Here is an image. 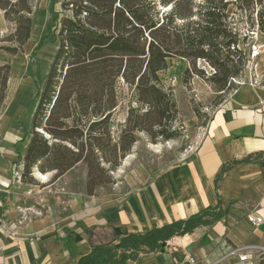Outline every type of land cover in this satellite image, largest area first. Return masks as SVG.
<instances>
[{"label": "trees", "instance_id": "obj_1", "mask_svg": "<svg viewBox=\"0 0 264 264\" xmlns=\"http://www.w3.org/2000/svg\"><path fill=\"white\" fill-rule=\"evenodd\" d=\"M60 6V12L52 10V25L35 47L39 49L49 34L57 42L38 88L20 181L38 184L35 170L54 171L59 177L82 162L89 195L102 182L104 163L112 170L128 152L136 140L133 130L148 131L150 120L160 136L171 137L164 134L163 119L173 118L175 104L158 76L170 58L205 59L216 69L212 81L223 90L246 64L239 42L249 37L248 30L264 33V0H60ZM0 11L12 26V31L0 33V50L9 56L23 52L33 27L31 0H0ZM10 69L8 62H0V112ZM121 81L147 109L135 114L131 127V108L128 129L114 141L110 126ZM223 214L204 209L144 232L119 228L115 239L95 244L77 264H125L142 253L163 251L172 237L213 224ZM255 264H264V251Z\"/></svg>", "mask_w": 264, "mask_h": 264}, {"label": "crops", "instance_id": "obj_2", "mask_svg": "<svg viewBox=\"0 0 264 264\" xmlns=\"http://www.w3.org/2000/svg\"><path fill=\"white\" fill-rule=\"evenodd\" d=\"M4 58L0 50V61ZM8 90L0 112V264H77L95 244L115 239V228L144 232L204 209L224 214L172 237L165 250L125 264H242L244 253L253 264L255 253L264 251V221L253 226L246 220L254 210L264 218V85L238 86L210 115L187 157L127 194H74L62 208L52 202L41 213L21 217L12 195L36 185L11 183L12 171L22 168L36 103L26 111L24 96L9 102Z\"/></svg>", "mask_w": 264, "mask_h": 264}, {"label": "rangeland", "instance_id": "obj_3", "mask_svg": "<svg viewBox=\"0 0 264 264\" xmlns=\"http://www.w3.org/2000/svg\"><path fill=\"white\" fill-rule=\"evenodd\" d=\"M31 2L35 10L32 18L31 41L25 44L23 52L12 56L5 53V58L2 60L8 62L11 68L12 80L8 86L9 102L22 94L26 102L25 109L29 112L37 102L38 88L44 82L57 42L54 41V35L49 34L39 49L35 47L41 36L52 25V10L61 11L60 0H31ZM2 17L0 11V33L6 34L12 31V26L4 18L2 21ZM243 25L244 23L239 26L241 30H244ZM247 33L249 37L239 42L240 48L246 53V64L239 76L227 81L223 90H218L217 84L212 81L211 75L216 69L205 59L174 56L168 60V67L159 71L158 76L164 90L172 96L175 104L173 118L163 119L164 134H170L171 137L160 136L157 133L159 127L150 125V120L146 125L148 131L133 130L136 140L128 152L118 159L115 168L107 170L109 164L104 163L105 172L101 174L102 182L95 187L92 194L108 197L123 196L158 171L183 160L198 143L210 115L238 86L250 82L264 85V33L257 28L253 31L248 30ZM29 86L36 87V91H29ZM117 100L110 126L114 141H118L124 128L128 129L127 117L131 108L134 109L131 127L134 125L135 114H142L147 109V106L136 101L133 88L122 81L117 87ZM21 169L15 168L18 174L12 171L11 183L20 182ZM34 172L36 176L38 171ZM46 174H48L47 179L44 181L36 179L38 184H35L34 189L12 195L17 203L18 217L41 213L52 202L62 208L72 195L87 194V170L82 162L59 177H54V171ZM258 253L253 256V264Z\"/></svg>", "mask_w": 264, "mask_h": 264}, {"label": "built area", "instance_id": "obj_4", "mask_svg": "<svg viewBox=\"0 0 264 264\" xmlns=\"http://www.w3.org/2000/svg\"><path fill=\"white\" fill-rule=\"evenodd\" d=\"M254 50V49H253ZM249 85L251 86H256V85H260L259 82H250ZM20 170V169H19ZM14 173L18 174V172L15 171V169H13ZM246 220L253 226H256L260 223H262L264 221V218L262 215H260L258 213V211L254 210V211H251V212H248L246 214ZM187 261L189 263H192L193 262V259L191 258V256H188L187 258ZM239 261L242 262V264H252V262L250 261V258H249V255L247 253H244V254H240L239 255ZM246 261V262H245ZM176 264H186L185 262L182 263V262H179V263H176Z\"/></svg>", "mask_w": 264, "mask_h": 264}, {"label": "bare ground", "instance_id": "obj_5", "mask_svg": "<svg viewBox=\"0 0 264 264\" xmlns=\"http://www.w3.org/2000/svg\"><path fill=\"white\" fill-rule=\"evenodd\" d=\"M36 176H37L40 180H45L47 175L45 176V173L42 174V173L36 172Z\"/></svg>", "mask_w": 264, "mask_h": 264}, {"label": "water", "instance_id": "obj_6", "mask_svg": "<svg viewBox=\"0 0 264 264\" xmlns=\"http://www.w3.org/2000/svg\"><path fill=\"white\" fill-rule=\"evenodd\" d=\"M33 175L35 176V173H33ZM115 230L117 231L118 229H117V228H115Z\"/></svg>", "mask_w": 264, "mask_h": 264}]
</instances>
